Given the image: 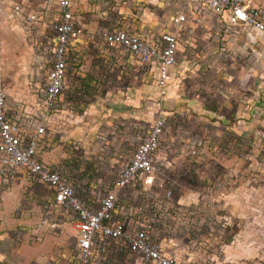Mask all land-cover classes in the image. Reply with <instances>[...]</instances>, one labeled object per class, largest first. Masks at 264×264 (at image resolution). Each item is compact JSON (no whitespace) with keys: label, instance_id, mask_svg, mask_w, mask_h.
Wrapping results in <instances>:
<instances>
[{"label":"rangeland","instance_id":"1","mask_svg":"<svg viewBox=\"0 0 264 264\" xmlns=\"http://www.w3.org/2000/svg\"><path fill=\"white\" fill-rule=\"evenodd\" d=\"M69 1L73 18L94 30H130L147 41L162 33L176 35L174 80L157 108L166 126L155 168L180 202L195 201L203 190L212 193L210 198L217 204L213 214L227 231L224 243L233 242L226 250L233 264H264V51L245 44L240 29L221 45L220 39L215 40L223 35L219 18L194 9L191 0ZM252 1L264 8V0ZM14 6L20 9L18 14ZM27 14L34 16L30 25L25 22ZM55 14V0H0V77L8 112L13 101H20L21 115H28L31 107L30 101L13 100L10 95L7 52L17 55L15 66L37 69L42 89L49 66L44 60L51 57V50L44 42L47 39L40 43L38 36L50 37ZM180 15L182 21L177 20ZM74 45L78 57L74 56V61L68 56L61 94L66 105L45 126L39 155L70 174L77 196L90 198L108 189L135 146L115 149L120 137L129 132L140 140L152 118L140 131L138 126L134 131L132 126L114 122L109 130H120L117 137L100 136L91 142V127L101 129L108 108L87 105V100L93 94L99 96L102 86L106 88L111 70L102 60L89 57L90 44ZM136 66L127 64L129 70L125 71L130 95L140 71ZM21 71L16 73L20 81L14 91L23 100L21 92L31 93L33 81ZM91 82L95 83L94 92L85 89ZM150 108L156 111L152 105ZM205 115L211 120L204 122L201 117ZM196 131L199 135H194ZM197 145L199 149L189 148ZM187 148L194 153H185ZM4 186L0 187V264H74L70 212L56 207L45 186L21 173Z\"/></svg>","mask_w":264,"mask_h":264},{"label":"built area","instance_id":"2","mask_svg":"<svg viewBox=\"0 0 264 264\" xmlns=\"http://www.w3.org/2000/svg\"><path fill=\"white\" fill-rule=\"evenodd\" d=\"M191 1L195 9L221 19L222 33L233 37V31L240 29L245 44L264 51V15L259 7L243 0ZM55 2L56 14L50 25L54 44L50 59L44 62L49 66L35 114L21 122L11 117L0 77V187L21 173L48 189L50 201L70 212L74 264H212L211 256L219 254L226 231L213 214L217 204L210 198L212 193L203 190L195 201L180 202L155 168L166 126L157 108L175 76L177 41L173 34L162 33L147 41L129 30L112 28L100 33L104 48L120 51L148 69L159 95L152 103L156 109L152 123L101 196L80 198L70 174L41 159L45 126L61 107L69 46L82 35L70 1ZM13 9L15 14L20 12L17 6ZM33 19L27 14L26 24ZM177 20L182 21L183 16ZM195 147L200 146L189 148ZM188 150L185 153H194Z\"/></svg>","mask_w":264,"mask_h":264},{"label":"crops","instance_id":"3","mask_svg":"<svg viewBox=\"0 0 264 264\" xmlns=\"http://www.w3.org/2000/svg\"><path fill=\"white\" fill-rule=\"evenodd\" d=\"M243 1L248 2L250 4V6H255L252 4L253 3L252 0H243ZM194 9H195V6H194ZM260 9L262 10L263 15H264V8L260 7ZM215 17L219 18L218 16H215ZM218 21H219V24L221 25L222 23H221L220 18L218 19ZM77 22H78L79 27H81V29H82L83 35L81 37H79L78 39L73 40L70 43L71 48H70L69 57H73L72 60H74V61L77 60L76 58H74V56L78 57V54L76 53L77 48H75L74 43L82 42V43H85V46L90 44L91 45V48H90L91 52H90L89 57L90 58L95 57L99 61L102 60L103 62H105V64H107L108 68L111 70V73L107 77L106 88L104 86H102V92L99 96L96 94H93V96H90V101L88 102V100H87V105L89 103V105H91V106L102 105V106H105L108 108V110H107L108 111L107 112L108 119L106 122L102 123V126L100 127L101 129L96 130V126L91 127V125H90V127L93 128V130H91V133L94 134V136L91 137V142H92L93 138L97 139L100 136L104 137L107 135L108 139H111V138L113 139L114 137H117L116 134L120 130L115 131V132L112 130H109V128H112V124L114 122H118L120 125L126 124L129 126V128L132 126L133 127L132 129L134 131H136L135 126H138L137 128L140 131L142 124L148 125L150 119L153 118L154 111L150 107H151L153 101H155V99L157 97V89H155L156 87H154V82L152 81V78H151L150 73L148 72V69L146 67L141 66L137 62L132 61L130 58L126 57L120 51H117L115 49L109 50V49L104 48V46L102 45L100 33L105 29L99 28V29L94 30L92 28V26L89 24L83 23L81 21H77ZM111 26L115 27L112 24H111ZM115 29H117V28H115ZM52 37H53L52 33H51L49 38H47L46 36H43V35H39L38 41L41 43L42 41L47 39L44 42L47 43V47H49V49L52 50ZM228 37L229 36H227L226 34L223 33V35L220 38L217 36L215 40L217 41L220 39L221 40L220 44L222 45V42L227 40ZM40 38H43V39H40ZM94 49H95V51H94ZM86 50H88V49H86ZM16 57H17V55L15 56V54L13 52H11V53L7 52L6 67L11 68V74L7 71V79H8L7 81H11L10 85L12 87V92L10 93V95L12 96L13 100H17V101L21 100L24 102L30 101L29 106L31 108H29V109L31 111L29 112L28 115H21L20 110L18 108L20 106V101H18V102L13 101L11 103L13 108L8 113L11 115V117L13 119L21 122V121L25 120L24 116L31 117L32 113L33 114L36 113V108L39 106L38 93L41 90V88L39 86V82L41 79H40L39 73L37 72V69L35 67H33V68L30 67L27 70L25 66H22V65L15 66L13 61H14V58H16ZM126 58H128V60H129L128 63L126 61ZM48 60L45 59L44 62L48 61ZM134 63L137 64L136 68H140V71L137 74L138 79H137V84H136V89L134 91V94L130 95L129 91H128L129 87H127V84H126V79H125L126 72L125 71L129 70L127 67V64L133 65ZM20 68L22 70L21 71L22 73H20V74L23 75L24 72H27L26 73L27 75L26 74H24V75L27 77V79L33 81V85H32V87H30L31 93L24 92V91L21 92V94H24L23 100L20 98V95H18L14 91L15 90L14 86L16 84H18V82L20 81L19 80V74H18V77L16 75V73L19 71ZM45 75H46V72H45L44 77L42 79V82H43L42 86L44 85ZM150 78H151V80H149ZM90 84H87L85 89L87 91L94 92L95 91V87H94L95 83L91 82ZM152 86H153V88H152ZM38 88H40V89L37 91ZM187 102H191V101L187 100ZM65 105H66V102H64L62 100V95H61V97H60V106H61L60 111L64 108ZM142 105L143 106L147 105V108L142 109L141 108ZM127 108H128V110H127ZM54 117H56V114L49 118L48 124L51 121H53ZM201 118L204 119V122H207L206 119H208V121H209V120H211L212 117H206V115H205V117L203 116ZM214 121H216V119ZM72 133L75 135L78 134L77 130L72 131ZM97 133H99V135H97ZM199 133L200 132L196 131L194 135H199ZM88 134H89V129L87 131L86 140L90 144V139H89L90 137L88 136ZM188 134H190V132ZM124 135L125 136L120 137L121 138L120 141L122 140V142L118 141L115 149H119V147L123 146V145L124 146L131 145L132 143L135 146L138 144L139 139L135 136L136 134L131 135L129 132H125ZM91 147H94L93 144H91ZM188 198H189V195H188ZM179 201H180V199H179ZM222 240H224V239H222ZM231 243H232L231 245L233 246V242H231ZM231 245H229V243H224L223 246L220 248L219 254L217 256H215V255L211 256L212 257V264H233V257L228 256V253L226 252L227 248Z\"/></svg>","mask_w":264,"mask_h":264}]
</instances>
